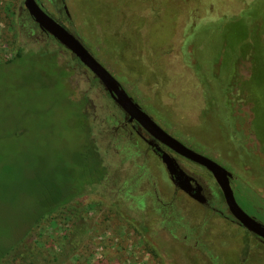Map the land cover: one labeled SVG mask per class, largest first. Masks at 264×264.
I'll return each instance as SVG.
<instances>
[{
    "label": "rangeland",
    "instance_id": "1",
    "mask_svg": "<svg viewBox=\"0 0 264 264\" xmlns=\"http://www.w3.org/2000/svg\"><path fill=\"white\" fill-rule=\"evenodd\" d=\"M251 1L37 0L164 131L229 171L238 204L264 223V59L252 39L224 31ZM242 17L238 29L248 36ZM18 49L22 56L4 64ZM60 69L73 76L71 91ZM82 92L93 104L90 120L69 100ZM124 123L23 0H0V252L18 239L11 220L37 189L81 171L86 161L77 155L91 134L103 180L71 205L75 216L45 217L12 264H264V249L233 222L211 174L177 158L203 187L207 201L198 204ZM5 191L13 199L5 202Z\"/></svg>",
    "mask_w": 264,
    "mask_h": 264
},
{
    "label": "trees",
    "instance_id": "2",
    "mask_svg": "<svg viewBox=\"0 0 264 264\" xmlns=\"http://www.w3.org/2000/svg\"><path fill=\"white\" fill-rule=\"evenodd\" d=\"M50 14V13H49ZM240 14V13H239ZM237 14L234 16L232 21L237 23V26H230V28H225L224 31H235L234 33H238L242 35L246 39H252L251 44L253 45V49L259 53L257 56L259 59L262 57L264 59V0H252L247 4L242 14ZM245 15L249 18L250 26L249 31L251 32L248 36V32L238 29V21L242 16ZM232 21L228 22L231 23ZM242 25V23H239ZM228 27V26H227ZM229 29V30H228ZM255 44V46H254ZM23 54L22 49H18L15 56L4 62V64H10L15 59L21 57ZM260 56V57H259ZM76 61H78L75 58ZM255 69V67H254ZM60 75L64 78L66 83H69V90L71 91L72 80L71 76L66 69H60ZM67 80V81H66ZM94 80L98 82L97 78L94 77ZM223 86L218 90L219 98L223 101ZM70 102H76L79 108V112L81 114V118L84 120H90L94 116L93 112V104L89 97L86 95V92H82L77 98H70ZM256 107V103H255ZM255 126L258 122H260V118L258 112L255 115ZM259 119V120H258ZM91 134L87 135L83 140L85 145V154H78L77 157L83 162L81 165V171L68 175L67 178L61 179L60 177L56 179L53 177L50 182L45 185L44 189L38 188L36 194H34L33 201L30 205L23 208L25 212L23 216L17 219L14 222H11L15 225L14 229H16L18 233V239L13 242L11 245L4 247V249L0 252V263L1 264H12L15 258L20 255L17 251L20 248L21 244L26 240V236L29 235L30 232L34 231L38 224L42 222V220L47 216L57 215L59 213L66 214L69 216H75L70 211L71 205L76 202V200L85 194L89 188H93L97 184H99L105 174L106 167L103 165L102 156L98 153V148L95 146L94 142L91 140ZM57 180V182H56ZM176 186L181 190L185 191L188 195H191L193 199L200 203H204L203 196L200 195L198 188L190 189L188 186L175 182ZM194 191V192H193ZM3 193H7V199L5 195H3L4 201L7 202L8 199H13L11 197V192L5 191ZM1 193V194H3ZM13 210H17L12 207ZM1 213L6 212V208H0ZM5 220V219H4ZM7 223H10V220H5ZM24 241V242H23ZM40 258L28 257L27 259H23L22 264H38L40 262Z\"/></svg>",
    "mask_w": 264,
    "mask_h": 264
},
{
    "label": "water",
    "instance_id": "3",
    "mask_svg": "<svg viewBox=\"0 0 264 264\" xmlns=\"http://www.w3.org/2000/svg\"><path fill=\"white\" fill-rule=\"evenodd\" d=\"M24 9L41 32L49 35L67 49L94 77L113 103L125 114L128 122L135 121L152 139L173 154L207 170L217 184L229 214L252 234L264 240V225L250 216L238 204L230 183L231 173L213 159L198 153L164 131L121 87L120 83L82 45V43L59 21L50 15L37 0H23ZM161 161L167 173L178 179L186 176L173 156L161 151Z\"/></svg>",
    "mask_w": 264,
    "mask_h": 264
},
{
    "label": "flooded vegetation",
    "instance_id": "4",
    "mask_svg": "<svg viewBox=\"0 0 264 264\" xmlns=\"http://www.w3.org/2000/svg\"><path fill=\"white\" fill-rule=\"evenodd\" d=\"M51 15V14H50ZM122 116L124 118V125L128 128H130L131 132H134L135 134H137V136H139L144 142L145 144L147 145V148H148V151L150 152V154H152L156 161H158V163L163 167L166 175L168 176V178L170 179V181L173 183L174 187L179 190V191H182L183 193H185L189 198H191L193 201H195L196 203L198 204H205L206 203V198L205 196L203 195V187L197 182V180L195 178H193L192 176L188 175L182 168L181 166L179 165L178 161H177V158H180L181 160L189 163V164H194L192 162H190L189 160H186L182 157H179L175 154H173L170 150H168L167 148H165L164 146H162L161 144H159L157 141H155L154 139H152L135 121H132V122H128L127 121V117H125V114L122 113ZM157 148H160L161 151H165L167 153H169V155L173 156V158L176 160L177 164L179 165V168L185 173L186 176H182L178 179H175L173 177H171L166 169H165V166L163 165L162 161H161V152L157 150ZM202 169H204L203 167L197 165V164H194ZM207 171V170H206ZM208 172V171H207ZM175 182H178V183H181V184H184L186 186H188L190 189L192 188H198L199 190V193L201 196H203L204 198V203H200L198 201H196L195 199H193L191 197V195H188L185 191L181 190L179 187L176 186ZM231 183V181H230ZM232 186V185H231ZM233 188V187H232ZM194 192V191H193ZM234 192V190H233ZM235 195V193H234ZM236 198V197H235ZM224 200V199H223ZM224 202V201H223ZM225 205V203H224ZM240 205V204H239ZM226 207V205H225ZM226 210L228 212V209L226 207ZM244 210V209H243ZM247 212V211H245ZM248 213V212H247ZM229 214V212H228ZM249 214V213H248ZM230 215V214H229ZM250 216L254 217L253 215L249 214ZM231 219L233 220V222L241 227L242 229H244V231L246 232V234H248L250 236V238H252V245H256V246H259L260 248H263L264 249V240L259 238L258 236L252 234L251 232H249L247 229H245L240 223H238L231 215H230ZM255 218V217H254ZM256 219V218H255ZM257 220V219H256ZM259 221V220H257ZM260 223H262L261 221H259ZM264 225V223H262ZM247 235V236H248Z\"/></svg>",
    "mask_w": 264,
    "mask_h": 264
}]
</instances>
